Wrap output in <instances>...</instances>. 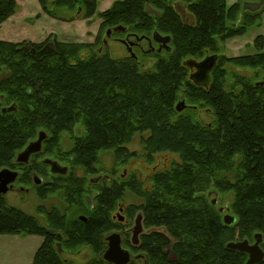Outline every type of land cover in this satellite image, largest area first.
Returning a JSON list of instances; mask_svg holds the SVG:
<instances>
[{
  "label": "trees",
  "instance_id": "trees-1",
  "mask_svg": "<svg viewBox=\"0 0 264 264\" xmlns=\"http://www.w3.org/2000/svg\"><path fill=\"white\" fill-rule=\"evenodd\" d=\"M186 1L193 17L189 22L164 0L150 1L160 16L149 14L144 0L116 1L101 15L106 32L121 25L140 37L155 32L170 35L171 48L164 52L116 58L109 49L104 51V40L96 49L53 35L39 43L0 40V169L14 168L16 153L40 131L47 133L48 153L56 146L60 149L62 136L69 134L73 143L69 162L88 174H98L95 165L102 150L110 149L116 164L126 165L136 155L127 145L137 134L148 133L142 137L148 162L163 154L180 158L169 168L156 167L150 187L135 174L122 178L117 170L110 185L103 179L93 188L70 171L59 175V183L53 185L64 189L67 209L74 205L87 210L86 195L93 189L101 191L88 223L64 233L63 251L96 239L128 188L143 197L139 209L146 225L166 230V234L153 231L143 240L149 264H246V253L228 248L237 231L240 238L261 234L264 248V84H260L264 52L228 57L223 51L224 41L244 34L255 17L246 19L252 12L238 3L227 7L226 0ZM39 2L55 18L56 10L75 8L72 19L81 13L92 18L98 6V0ZM17 7L16 0H0V27ZM238 20L241 27L232 31L228 23ZM211 54L218 55L211 81L200 86L185 62ZM145 56L155 58L150 69L142 65ZM228 64L255 70L254 79L229 71ZM181 100L187 108L179 112L176 106ZM202 111L212 117L211 122L201 121ZM211 188L233 193L228 207V214L236 217L233 225L225 224L214 199H208ZM46 192L44 187L39 194ZM43 212L56 228L65 227L68 220L61 209ZM225 230L229 233L224 236ZM21 233L45 236L33 264H74L59 252L57 241L63 236L58 239L35 216L9 205L0 194V235ZM170 252L176 255L174 261L169 260ZM86 264L112 263L96 258Z\"/></svg>",
  "mask_w": 264,
  "mask_h": 264
},
{
  "label": "rangeland",
  "instance_id": "rangeland-1",
  "mask_svg": "<svg viewBox=\"0 0 264 264\" xmlns=\"http://www.w3.org/2000/svg\"><path fill=\"white\" fill-rule=\"evenodd\" d=\"M18 7L16 13L8 18L0 27V40L11 41V42H23V41H32V42H43L47 37L53 35L59 41L62 42H80L92 44L93 47L100 48L101 43L104 39L108 40V44L105 46L104 51L110 50L111 54L116 58H122L125 55H130L128 51L125 50L124 46L118 44L115 41L116 37H124V34L114 33L112 37H107L106 30H102L101 26L103 23L102 13L110 9L116 1L119 0H98L97 11L92 18H83V13L79 15L76 19L72 17L77 14V8L73 12L66 11L65 9L56 10V18L49 15L44 11L39 0H16ZM261 0H226L227 7L232 6L233 4L238 3L243 7L246 2H255L258 3ZM249 14V13H247ZM243 17V15L241 14ZM240 16V17H241ZM253 18V23L248 27L247 31L242 34L224 41V54L228 57H236L242 55L256 54L264 52V3L262 7L257 12H252L251 15H247L246 19ZM193 20V19H192ZM243 21V19H241ZM229 27L234 28L241 27V24L238 20L230 21ZM98 35L100 36L101 41H97ZM53 37V38H54ZM144 47L148 49V53H151V47L147 42L143 43ZM259 45H263L262 47ZM153 46H156V43H153ZM152 46V47H153ZM103 49V48H101ZM137 55H142V52L139 50H134ZM142 65L144 68L150 69L154 62L155 58L152 56L142 57ZM229 71L240 72V74L247 76L248 78L254 79V71L252 69H237L231 65H226ZM259 78L263 79V73L261 72ZM201 121L203 123H209L212 120V117L202 111L200 113ZM76 132V130H75ZM148 133L143 135L137 134L133 140L127 145L130 152H135L136 155L129 159L128 163L124 166H119L116 164V160L113 152L110 149L102 150L98 157V162L96 163V169L98 174H88L85 172L84 168L81 166H72L71 161L69 162L70 154L68 153L73 146L72 137L69 134L62 136V141L58 146L54 147V150L48 153L45 151L44 156H49L54 158L55 153H61L60 158H58L62 165L68 166L70 172L74 177L85 178L88 180L91 177H97L99 174H112L117 170L118 173H125L126 177L134 175L137 179L144 183V186H151V177L155 171V168L158 167L159 170L169 168L174 162L180 161V158L176 154H163L156 156L154 162H148L142 144V137L146 136ZM45 149V147H44ZM66 153L69 155L67 156ZM42 155V156H43ZM63 155V156H62ZM5 168V167H4ZM2 169V168H1ZM41 172V171H40ZM37 172L38 175L44 177V181H53V184H58V177L51 176L49 170H46L51 178H46L43 172ZM234 175H229L231 180H234ZM23 185V186H21ZM42 185V184H41ZM48 185L45 183L42 186V189ZM40 185L35 184L33 181L24 182L23 179L16 182L15 187L10 189V191L5 194V199L7 203L11 206H15L24 212L35 216L40 223L46 226L49 231L52 229H57L53 223L47 219V214L43 212V209H50V207H60L64 210H67V206L64 203L62 188L52 187V194L45 196L44 198L40 196ZM214 188L207 190L206 195L208 199H216L218 202L216 208L223 206H228L232 204L233 193H220L217 190L214 192ZM213 191L211 195L209 192ZM143 202V197L136 194L135 192H127L124 199L125 206L129 204H140ZM74 207L68 210L70 216H74L73 210ZM230 211V210H229ZM76 212V211H75ZM72 214V215H71ZM232 214V213H231ZM222 220L224 214L221 215ZM76 218V217H74ZM113 223H107L104 227L100 228L97 232L96 239H94L90 244L86 243L80 248L72 250V252H77L81 250L83 254H74L70 256L69 260L74 264H86L87 262L94 260L96 258H103V251L105 250V244L102 242L105 240L106 236L110 233L115 232ZM73 229H71L72 231ZM239 232V231H237ZM224 236L228 235L229 231L225 230ZM252 236V235H251ZM240 238L242 240L248 239L250 243L255 242V238ZM227 238V237H226ZM66 239V238H65ZM45 236L38 234H2L0 235V264H33L35 254L38 248L41 246ZM228 240V239H226ZM236 240V237L233 238ZM264 249V248H263ZM247 262V261H246Z\"/></svg>",
  "mask_w": 264,
  "mask_h": 264
},
{
  "label": "flooded vegetation",
  "instance_id": "flooded-vegetation-1",
  "mask_svg": "<svg viewBox=\"0 0 264 264\" xmlns=\"http://www.w3.org/2000/svg\"><path fill=\"white\" fill-rule=\"evenodd\" d=\"M164 2L167 3L168 5L173 6L174 9L178 13H180L181 17L184 20H186V22H189V21H191L193 19L192 14H190V12L188 10L189 4H188V2L186 0H164ZM123 33H124V37H116L115 38V41L118 44L124 46L125 50L128 51V52H129V45L131 43H133V45H132L133 51L134 50H139L142 53L148 52L147 51L148 49H146L144 47V45H143V43H145V42H147L149 44V46L151 47V51H158V49L160 47V44L159 43H157L155 41H153V42L150 41L149 38H152L153 35L151 37L141 36V37H143V38H141L137 34H135L133 32H128L127 30L125 32H123ZM112 35H111V37H112ZM171 41H172V39H171ZM154 42L156 43V46L155 47L153 46V43ZM170 44H171V42H170ZM164 51H166V49H163L162 52H164ZM130 55H131V53H130ZM130 55H125L124 57H129ZM211 55H213V54H211ZM193 72H195V69H191L190 68V74H192ZM38 138H39V135H38L37 138L33 139L32 141H29L25 145L24 148H22L21 150H19L16 153L15 158H14V163H15V167L14 168H10V167H5V168H8V169H11V170H14V171L18 172L17 179L14 182V184L12 185V188L11 189H13L15 187L16 182L19 181V180H21V179H23L25 182H28V181L31 180V181H33L37 185H41V184L44 185L45 183H47L48 185L45 186V189L47 190V192H46L45 195L42 196L44 198L45 196H47L49 194L50 195L52 194V190H53L52 187L54 186L53 185V181L52 180L51 181H44V177L41 176V175H38L37 172H40L41 171V172H43L45 174L46 178H51L48 174H46L47 173L46 172L47 169L51 173V176L58 177L59 175H66L67 173H69L70 168L68 166L62 165L60 163L62 161H60L58 158L61 157V156H59V155H61V153H55V155H53V157H55V159L54 158H51L49 156H44L43 155L45 153L44 146H45V140L47 138L42 143V149H41V151L36 152V153H33L30 156L28 162H20L18 160L19 155L23 151H25L27 149V147L32 142L37 141ZM47 160H52L54 162H57L61 167L67 168V172L66 173L53 172L52 166H51V164H49V163L46 162ZM5 168H2V169H5ZM2 169H0V171ZM36 176H39L42 179V181L40 183H37L36 182V179H35ZM120 176L122 178H126V176H127L126 175V171H125V173H121ZM115 177L116 176H113L112 174L111 175L110 174H102V175L99 174L97 177L96 176L95 177H91V178H89L87 180L88 181V186L90 188H93L92 185L99 184L100 182L103 181V179H106L107 181H109V183H107V184L110 185L111 184L110 182L114 181ZM97 178L99 180L96 182L95 180ZM93 180L95 182H92ZM21 186H23V185H21ZM129 191L132 192V190H130L129 188L125 190L124 197L119 202V204L115 208H113L114 210L112 212H110V214H108V216H107L108 218H107V220L105 222L106 223H113V226H114V229H115V232H113V233H117V234L120 235L122 247L130 252L132 258H131V261L128 264H149L148 263V254L144 250H142L143 240L145 239V237L150 236L153 233V231H158L159 233L166 234V230L165 229L151 227V226H147L146 225L143 211L141 209H139L140 208L139 206L142 203H140L138 205H136V204H129V205L125 206V204L123 202H124L126 193L129 192ZM212 192L213 191H210L209 192V195H211ZM100 193H101V191L99 189H93L90 194H87L86 195V201L88 203V209L87 210L80 211V208L79 207H75L73 205L72 208L74 207V209H72V210L74 212V216H70V214L68 212V210H70V209L64 210V209H62L60 207L54 206L56 208L61 209V211L65 212V214H66V217L65 218H66V220H68L67 223L65 224V227L64 228L52 229L55 235L60 236V237H58V239H61L62 236L64 237L62 240H58L57 241V244H61V246H62V244L66 240L65 239L66 238V234H64L65 232H67V231H69L71 229H73V231H75L77 229V227H79V225H81V223H83V224L88 223L89 219L91 218V216H93V213H94V211H95V209L97 207V204H98V196H99ZM62 194H63V197H64V192ZM64 203H65L66 206H68V203L65 200V197H64ZM217 203L218 202L216 201L215 204L217 205ZM51 208L52 207H50V209ZM221 208H224L225 209L224 212H221L220 211L222 214H224V216L226 214H228V206L220 207L219 210ZM90 210H92V211H90ZM140 213L143 216V220H142V222H143V232L139 235V242L137 244H135L133 242V235H134L133 234V229H134V227L136 225V219H137V217H138V215ZM224 216H223V219H224ZM74 217H76V218H74ZM73 219L75 220V222L72 221ZM70 220L72 222L69 224L68 222H70ZM113 233H110L109 235H107L106 238H105V240L102 241L105 244V250L103 251V258H104L105 252L108 249V245H109L108 237L111 234H113ZM168 237L170 238L171 241H174V238H172L170 236H168ZM237 240H241V239L240 238L237 239V236H236V240L235 241H237ZM244 240H246V239H244ZM255 242H256V238H255ZM254 243H250V244H254ZM260 245L262 247V243ZM262 249H263V247H262ZM166 250L169 251L168 248H166ZM60 253H63V255L68 260H69V257L70 256H74V254H83L81 252V250H77V252L75 253V252H72L70 250H67L66 248H64V251L62 249V251ZM246 254H247V260H248L249 259V254L248 253H246ZM175 259H176V255L174 253H171L170 252V254H169V260L174 261Z\"/></svg>",
  "mask_w": 264,
  "mask_h": 264
},
{
  "label": "water",
  "instance_id": "water-1",
  "mask_svg": "<svg viewBox=\"0 0 264 264\" xmlns=\"http://www.w3.org/2000/svg\"><path fill=\"white\" fill-rule=\"evenodd\" d=\"M146 4V11L151 15L160 16L161 12L155 9L151 4L150 1L152 0H144ZM264 0H261L258 3L255 2H246L243 5V9L245 11L250 12H257L262 7ZM115 31H122L125 32L126 28L124 26H117L113 29H109L107 31V37L112 35V32ZM140 38V37H139ZM143 38V37H141ZM151 42L155 41L160 44L158 52H162L163 49L170 50V42L171 36L170 35H163L160 32H155L152 38H149ZM108 44V40L104 39V45ZM133 43L129 45V52L131 53V57L135 58L136 53L132 49ZM218 60V55H208L203 60L198 61L195 59H189L185 62V64L191 68L195 69V72L192 73L191 79L200 86H208L211 81V72L214 69ZM260 84H264V79ZM181 97L183 94L180 95ZM1 100V98H0ZM187 108L185 100H181L178 102L176 109L181 112ZM7 110V109H5ZM47 138V134L44 131L39 133V138L37 141L32 142L25 151H23L18 160L20 162H28L30 156L33 153L39 152L42 149V143ZM47 163L51 164L53 172L59 173H66L67 168L61 167L57 162L52 160H47ZM18 176V172L5 168L0 171V194H7L12 185L16 181ZM36 182L40 183L42 179L39 176L35 177ZM99 179L97 178L95 181L97 182ZM94 180L92 182H95ZM213 203H216V199L213 200ZM224 208H221L220 211L224 212ZM143 216L140 213L136 219V225L133 229V242L137 244L139 242V235L143 232ZM224 222L227 225H233L236 222V217L232 216L231 214H226L224 216ZM256 242L254 244H250V242L246 240H237L228 243V248L238 250L240 252L248 253L249 259L247 260L246 264H260L264 261V250L261 247V243L263 241L261 234L255 235ZM237 239H239V232H237ZM108 249L105 252L104 259L112 264H128L131 261V254L128 250L124 249L121 245V238L120 235L117 233H113L108 237ZM59 251H62L61 244H58Z\"/></svg>",
  "mask_w": 264,
  "mask_h": 264
}]
</instances>
